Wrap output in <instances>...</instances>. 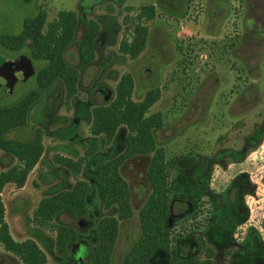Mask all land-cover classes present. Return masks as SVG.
Wrapping results in <instances>:
<instances>
[{"label": "rangeland", "instance_id": "obj_1", "mask_svg": "<svg viewBox=\"0 0 264 264\" xmlns=\"http://www.w3.org/2000/svg\"><path fill=\"white\" fill-rule=\"evenodd\" d=\"M141 5H153L155 15L141 21L146 44L131 58L119 45L130 37ZM59 10H71L77 19L63 57L79 71L78 91L66 102L63 82L53 80L31 105L25 125L6 134L26 140L38 127L43 132V153L24 186L6 184L1 192L13 238L34 240L46 254L45 264H95L91 247L97 242V222L117 211L104 208L93 175L124 149L126 129L119 127L112 142L77 175L53 157L75 160L83 154L92 107L111 100L120 76L130 72L133 100H140L150 87L160 91L147 114H160L162 124L153 129L155 145L166 159H177L167 224L177 232L178 254L203 257L197 242L202 236L214 248L217 264H264V0H0V38L17 34L23 21L39 11L45 12L44 31ZM89 21L97 23L98 31L93 58L84 63L77 50ZM30 49L29 41L17 50L0 43L1 65L24 55L34 70L17 80L9 95L0 90V107L36 88V73L47 62L32 59ZM100 89L108 90L107 99ZM151 155L137 154L120 166L132 216L119 220L110 264H121L140 235L138 211L150 192L145 172ZM92 158L95 163L89 167ZM16 162L0 149V171ZM77 179L90 187L86 223L77 227L76 219L66 214L48 226L33 223L40 198L70 188ZM53 224H72L78 231L77 243L65 257L56 253ZM0 264L22 263L0 245ZM147 264L170 262L158 251Z\"/></svg>", "mask_w": 264, "mask_h": 264}, {"label": "trees", "instance_id": "obj_2", "mask_svg": "<svg viewBox=\"0 0 264 264\" xmlns=\"http://www.w3.org/2000/svg\"><path fill=\"white\" fill-rule=\"evenodd\" d=\"M154 15L153 5L139 6L130 37L124 38L119 45L122 53L131 58L138 56L148 36L141 21L153 19ZM44 18L45 12L39 11L23 21L17 34L3 35L0 38L2 46L10 50L20 49L25 41H29L31 58L47 62L36 73L35 89H31L12 105L0 107V149L12 154L17 161L8 169L0 171V245L5 251L15 255L22 264H45L47 257L34 240L13 238L4 218L5 208L1 192L6 184H13L16 188L24 186L27 175L43 153V132L38 127L26 140L10 138L6 134L11 129L25 125L31 105L39 98L41 90L46 89L53 80L61 79L64 85V99L69 102L78 91L80 78L77 68L68 64L63 57L64 51L73 40L77 26L74 12L59 10L56 19L42 31ZM97 31L98 25L94 21H89L82 31L77 51L79 59L84 63L93 58V41ZM133 89V75L130 72L123 73L115 85L112 99L91 109L89 135L85 138L86 147L83 154L75 160L60 155L53 157L56 163L77 175L93 155L112 142L119 127L126 129L124 149L105 161L93 175V182L104 208L115 207L117 211L116 216H103L97 222V242L91 247L95 264H110L119 220L132 216L129 188L119 169L128 158L141 153H152L145 172L150 192L138 211L140 235L124 254L121 264H147L158 251L166 255L170 264H217L214 261V248L208 245L202 236L197 237V242L203 251V257H183L178 254L175 247L177 232L173 228L174 225L169 227L167 224L172 216L174 201L170 196L171 171L175 168L177 159H166L163 150L156 147L153 129L161 126V116L159 113L147 114L148 109L159 99L160 91L158 87L153 86L144 91L140 100H133ZM94 163L95 159L92 158L89 167ZM89 190L86 182L77 179L70 188L40 198L32 213L33 223L48 226L57 216L66 214L76 219L77 227H82L86 223ZM185 211L189 212V209L186 208ZM51 226L56 232V253L65 257L70 252L69 246L72 248L77 243L76 226Z\"/></svg>", "mask_w": 264, "mask_h": 264}, {"label": "flooded vegetation", "instance_id": "obj_3", "mask_svg": "<svg viewBox=\"0 0 264 264\" xmlns=\"http://www.w3.org/2000/svg\"><path fill=\"white\" fill-rule=\"evenodd\" d=\"M21 56L22 55H19L18 57L12 60H8L2 65L1 63L3 61L0 62V76L4 79L3 86L9 81H11L14 78V76H23V74H25L26 67L24 65H21L20 62L18 61V59ZM0 90H1V85H0Z\"/></svg>", "mask_w": 264, "mask_h": 264}, {"label": "water", "instance_id": "obj_4", "mask_svg": "<svg viewBox=\"0 0 264 264\" xmlns=\"http://www.w3.org/2000/svg\"><path fill=\"white\" fill-rule=\"evenodd\" d=\"M18 61L20 62L21 65H24L26 67V72L25 74H23V76H14V78L8 83H6L4 86H3L4 79L0 76L1 90L3 91V94L5 95H9L11 93L15 81L22 80V79L24 80L27 76L31 75L34 72L32 64H31V59L29 57L22 55L18 59ZM100 91L102 92L104 99H107L109 97L108 90L100 89Z\"/></svg>", "mask_w": 264, "mask_h": 264}]
</instances>
